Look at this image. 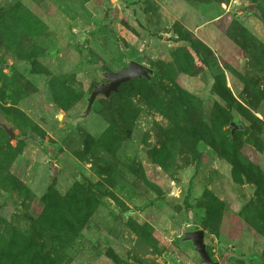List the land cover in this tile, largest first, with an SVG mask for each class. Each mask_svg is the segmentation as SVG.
I'll return each mask as SVG.
<instances>
[{
    "label": "rangeland",
    "instance_id": "374dc122",
    "mask_svg": "<svg viewBox=\"0 0 264 264\" xmlns=\"http://www.w3.org/2000/svg\"><path fill=\"white\" fill-rule=\"evenodd\" d=\"M0 123V264H264V0H0Z\"/></svg>",
    "mask_w": 264,
    "mask_h": 264
},
{
    "label": "water",
    "instance_id": "95a60500",
    "mask_svg": "<svg viewBox=\"0 0 264 264\" xmlns=\"http://www.w3.org/2000/svg\"><path fill=\"white\" fill-rule=\"evenodd\" d=\"M152 70L147 66L136 62L129 61L126 66L112 71V72H103L102 76L106 78V82L99 83L94 85L87 97V103L85 106V113L89 111L90 106L92 104L93 99L96 95H102L104 98H107L111 92H115L119 84L126 82L130 79L135 78H149ZM231 128H235L236 126L230 123ZM0 129H2L9 138L13 137V133L10 128L6 127L4 124L0 123ZM57 171L56 166L52 161L48 162V172L50 181L53 180L55 173ZM204 232L201 229H195L192 231H185L183 233L182 239L189 240L194 248V251L197 253L199 259L201 260V264H217L212 261L206 250L203 242Z\"/></svg>",
    "mask_w": 264,
    "mask_h": 264
},
{
    "label": "trees",
    "instance_id": "16d2710c",
    "mask_svg": "<svg viewBox=\"0 0 264 264\" xmlns=\"http://www.w3.org/2000/svg\"><path fill=\"white\" fill-rule=\"evenodd\" d=\"M120 85V84H119Z\"/></svg>",
    "mask_w": 264,
    "mask_h": 264
}]
</instances>
